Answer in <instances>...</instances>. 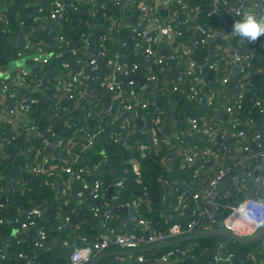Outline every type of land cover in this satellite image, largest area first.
I'll list each match as a JSON object with an SVG mask.
<instances>
[{
	"label": "trees",
	"instance_id": "trees-1",
	"mask_svg": "<svg viewBox=\"0 0 264 264\" xmlns=\"http://www.w3.org/2000/svg\"><path fill=\"white\" fill-rule=\"evenodd\" d=\"M27 3H19L15 5V9L19 10L21 14V20L24 21L25 25L30 24L33 20L37 9L31 3L33 0H24ZM53 0H49L44 5V11L50 12L52 8ZM233 2L229 0V3ZM190 8L189 2H187ZM195 6L198 7V12L193 17H189V22L185 25H181L182 36L181 41L186 43H192L199 35L197 33H191V29L196 24H202L210 29H227L220 23L221 12L214 10L213 0H194ZM88 6V5H87ZM92 9L97 13L95 23L97 27L92 32H89V24L86 22H79L81 17H84L81 11H75L74 9L67 8L65 17L60 20L61 29L55 30L49 35V40H53L57 35H61L65 40H71L72 44L79 47L75 54H71L70 51H66L64 55H60L59 58L53 56V62L55 61H70L71 65L74 66L78 57H83L86 60L87 52L82 51L80 46L83 43V34H88L85 37V41L90 42L89 50L93 53H97L100 46L101 36L107 34L105 40V46L109 55L119 52L124 56V59L129 62H139L142 54L138 53L134 49L133 41L137 36L133 33L132 28L127 26H117V21H122V17L125 15H134L140 12L139 4L131 2L125 4L121 2L118 5L108 2L105 8H102L99 2L93 3ZM223 7V6H222ZM86 6L82 8L85 10ZM36 10V11H35ZM180 10V8L178 9ZM124 11V15L123 14ZM35 12V13H34ZM159 13L161 17H169L170 21L175 23V16L169 13L168 9H160ZM179 22L183 19V13L179 12ZM112 15L117 18H112ZM122 15V16H121ZM233 14H230L228 19L234 23L236 20H240L241 17L232 18ZM178 23V22H177ZM11 27H17L14 16L10 17ZM99 25V26H98ZM3 23L0 22V67L7 63V57L11 55V46L7 41ZM116 29V30H115ZM261 36L260 38H262ZM259 38V39H260ZM259 39L257 41H259ZM223 42V52L231 53L235 48L248 49L255 42H248L242 40L238 35H233L227 41L219 39ZM221 42H214L211 46L208 44H199L195 46L194 57L197 61H205L206 58L214 59L217 57L216 53L220 51ZM55 55V53L53 54ZM169 65L171 62L166 61ZM205 71V77L207 79V89L209 90L213 85L210 81H215L214 85L216 89L220 90L227 97L237 96L238 91L245 90L244 95V110L242 120L249 119L253 122L252 125L248 126L249 132H259L257 124L264 120V112H261V107L256 105L255 98H258L262 105L264 104V51H260L253 59V71L246 81L243 80L242 74H234L227 84L221 87V79L223 78L224 70H212L208 67H203ZM233 68L228 66L225 72L229 73V69ZM157 75L156 89L158 91V99L154 101L148 94L146 96L150 98V107L147 110L141 111L142 115L147 114L149 126L155 121L154 110L163 105L167 100L171 102H177L173 104L172 111L179 107V109L187 107V103L194 105L196 101L188 98V92L190 91L191 79L186 78L184 89L178 84L176 90H172V86L169 83L171 77H176L171 71H161V67H157L152 71ZM100 75V72H99ZM244 82V83H242ZM139 87V82H133ZM155 82L150 85L153 86ZM190 99V102L187 100ZM85 110L80 112L81 118H87L88 111L94 109L91 105H85ZM174 113V112H173ZM159 115V111H157ZM190 116L203 117L200 114L191 112ZM100 123L99 120L95 119L91 124L92 131ZM137 125H133L126 131H116L114 128L106 127V129L99 135L95 141V144L88 148L82 153L81 158L77 162H73L71 159L64 161L63 156L58 159L61 164L73 163L76 169H82V173L90 180L93 181L96 178H101L104 181L103 192L104 199L107 202L112 203V199L109 197V190L113 187L112 193L118 195L121 201L125 204L135 197L140 198L139 202L143 205L142 211L144 217L149 220L155 230H167L171 225L176 223H188L195 219L198 214H194L200 210L197 203L190 196H186L182 203L185 206L184 210H178V189L189 190V186H194L190 190V193L201 190L202 186L206 184V180L200 177H194L193 172L187 165L183 166L184 157L183 155L175 156L172 159V152L174 150V141L168 142L164 140L161 134L157 133L160 138V144L154 145L147 144L144 140V144L140 145L139 140L144 134L141 133L140 127H143V122H135ZM80 124L77 121H72L71 125L67 126L65 133L62 138L72 137L73 142L71 145L60 147L61 155L67 154L72 155L79 150V143L85 141V136L79 135L78 126ZM245 126V125H244ZM39 127L46 132L45 136L53 138L51 133L46 130V126L43 123H39ZM90 128V129H91ZM143 131V130H142ZM129 134L130 146L123 145V139L125 134ZM40 136V135H39ZM38 136V140L45 136ZM145 136V135H144ZM218 141V140H217ZM220 141V139H219ZM255 149L264 147V145L258 146V142H252ZM185 146H194L197 149L198 157L195 159L196 163L207 162L206 166L214 167L217 164H224L233 166L232 151L240 150L239 141L233 144V148L229 153L228 161H219V158L208 153L211 149L205 144V140H201L196 134H192L187 137V144L179 143V148L183 151ZM14 143L5 144V152L12 154L15 152ZM172 148V149H171ZM216 149H218L216 147ZM214 158L216 160H214ZM133 159L137 161L141 166V174H138L133 170ZM170 162V163H169ZM10 160L7 157H0V195L7 193L8 203L0 205V247L5 253L0 252V264H71V252L73 247L65 246L64 241L72 242L80 239L82 236H87L91 239L98 237L101 232L95 230L88 220L94 218L93 213L88 209V204L93 201L90 199V194L82 202L79 203L76 196L73 197L72 193L78 191L80 188V182L75 177H70L72 188L69 190V195L63 197L62 189L63 186L57 190V187L53 181V178L48 179L45 175L34 173V172H23L21 179L13 185L6 188L5 180L2 181L1 176L8 171L10 166ZM168 163L170 168L168 169ZM116 166L115 175L117 181H122V186H117V181H113L112 167ZM264 162L258 159H252L250 161L249 169L255 172L256 176H259V172L263 167ZM20 175V174H19ZM49 180V182H47ZM22 182H25L22 185ZM169 182L171 185L166 184ZM225 183L229 187H233L231 178H227ZM219 188L223 189V186ZM234 197L230 198V202L236 203L244 199L247 195H242V192L233 188ZM26 190L32 193L34 202L43 207L41 215L36 218L37 225L31 229L30 234L27 236L25 232L19 228L15 230V227H20V223L27 216V211L32 206V202L29 201ZM262 190V189H261ZM7 191V192H5ZM90 192V191H89ZM88 191L86 193H89ZM145 197V198H144ZM166 197V198H164ZM145 208V209H144ZM165 210L169 211V215H165ZM69 216V222L65 223V217ZM224 217L223 213H218V219ZM16 219L19 222H16ZM114 225V224H113ZM59 226H63L62 229ZM39 227H44L48 233V246L46 249L36 250L34 248V240L37 235ZM220 230L222 226L210 225L208 221H199L196 227L193 229L194 232L208 231V230ZM15 230L17 233L9 238L12 231ZM139 235L140 230L137 229ZM222 237L223 241H227L228 245L222 249L224 254H234L232 258V264H257L262 258H264V239L260 238L251 242H244L239 238L223 236L221 234H208L199 235L175 241L159 247L151 248H140V250L134 252V255H143L146 260L154 259L158 260L165 254L172 253V256L181 255L186 249L187 245L193 247L192 250L185 253L184 259L174 264H208L214 261V246L218 242V239ZM23 238H26L23 240ZM112 248V247H111ZM20 252L36 256L33 260L27 262V259L19 256ZM253 253V257H251ZM4 254V257H3ZM112 255L104 257L97 264H114L112 262ZM144 264V263H143ZM158 264V263H156ZM227 264V263H223Z\"/></svg>",
	"mask_w": 264,
	"mask_h": 264
},
{
	"label": "built area",
	"instance_id": "built-area-1",
	"mask_svg": "<svg viewBox=\"0 0 264 264\" xmlns=\"http://www.w3.org/2000/svg\"><path fill=\"white\" fill-rule=\"evenodd\" d=\"M112 2L115 5L121 2L131 3L136 2L139 4L140 13L143 18L137 25L130 26L128 24H122V21H117V27L127 26L132 28L133 33L137 38L133 41L134 49L142 54L139 62H129L124 59V56L115 52L109 55L105 46V40L107 34H103L100 40L101 48L97 53H93L88 49L86 60L83 57H78L73 67L72 76L65 82H63L62 89L68 94L70 100L78 101L84 96V89L89 82L102 83V86L107 92L112 93L115 98V103L109 112L100 121L98 126L94 128L89 127L85 133V141L79 143V150L70 156V159L75 163L77 162L82 153L95 144V141L99 135L110 127L111 129L116 126L117 119L121 118L119 124L120 131H126L135 124V122L142 121L147 127L149 121L146 118L147 114L142 115L141 111L147 110L150 107V98L146 96L147 91L150 89V84L155 82L157 84V75L152 73L157 67H161V71H171V64L177 59H183L187 61V67L183 71V75L186 78L191 79L190 91L188 96L197 101L204 102L210 106H215L218 103V93L216 90L207 89V79L205 77V71L203 67H208L212 70H224L223 78L221 79V87L225 86L227 82L234 76V74H242L243 80L249 78L253 71V59L260 51H264V36L252 44L248 49L235 48L231 53L223 52L222 48L224 43L219 39L227 41L231 38L233 32L234 23L228 19L230 14L237 17H243L245 13L254 14L257 18L264 17V0H246L245 5L235 7L234 10L230 8L229 0H213L214 10L221 12L220 23L227 29H210L202 24H196L191 29L193 34L197 33L199 36L192 41V43H186L179 38L182 36L181 25H185L189 22V5L186 1L194 2V0H75V3L87 2L93 4L99 2L102 8H105L108 2ZM173 4H179L180 12L183 13V19L179 22V16L175 17V23L170 19L166 22L165 15L161 17L160 9H169ZM223 6V7H222ZM53 10L48 17L50 19L61 20L65 17L67 9V2L64 0H53ZM93 18H96L97 13L94 9H90ZM198 12V7L195 8V13ZM112 18L117 16L112 15ZM0 22L3 23L4 29L8 28V20L5 16L0 15ZM178 22V23H177ZM22 24L24 22L22 21ZM118 24H120L118 26ZM116 30V29H115ZM196 35V34H195ZM179 41V42H178ZM176 42V44H174ZM221 42L220 51L216 53L217 57L214 59L206 58L205 61L199 62L194 57L195 46L199 44H208ZM86 46L90 47V42L86 41ZM144 58V59H143ZM50 58L43 51L41 56H35V62L41 64L49 63ZM147 60L148 67L143 70V77L145 78V84L141 86V83L137 79H132L136 75L140 68L141 61ZM171 62L170 67L166 64V61ZM146 62V61H145ZM146 62V63H147ZM232 66L235 72H225L228 66ZM64 67H68L67 62L63 63ZM100 72V75H99ZM25 71H22L18 80L22 84L31 88V85L26 81ZM230 74V76H229ZM128 78L124 80L121 77ZM185 78V80H186ZM181 76L177 75L169 80L172 86V90H176L181 81ZM138 81L139 87L133 82ZM244 83V82H242ZM3 89L8 95L17 102L19 108L23 111L30 113V123L28 128L35 131L40 136H45L46 132L42 130L37 118L34 114L36 98L33 96H21L16 89H12L8 83L3 84ZM247 89V88H246ZM245 88L242 91L237 92V96L232 102H226L222 111L216 108L217 112H220L219 121H222L223 117L230 116L231 129L225 133L219 135L216 133L217 129L212 121H206L202 117L190 116L188 120L191 125L190 132L175 133L173 138H165L169 143L177 141L187 144V137L192 134L204 135L205 144L210 147L208 153L214 155L216 158H221L224 154L225 148L228 144H235L239 141L240 150L232 151L233 166L224 164H217L214 167L206 166L207 162L196 163L195 159L198 157L197 149L194 146H185L182 153L184 157L183 166L187 165L193 172L194 177H200L206 180V184L202 186L201 190L190 193V190L194 186H189V190L178 189V210H184L183 199L186 196L192 197L197 203L200 210L194 211V214H198L195 219L188 223H176L171 225L167 230H155L153 224L147 220L139 202V198L135 197L133 200L123 203L129 210L132 211V218L134 222V231H121L113 227L114 211L113 202H107L104 199L103 185L104 181L101 178H96L90 181L83 173L82 169H76L73 163L69 164H57L56 165H41V160H37V164L32 168V172L45 175L48 179H52L57 174L63 175L62 180V196H68L69 190L72 188L70 177H75L80 182V188L76 191V198L79 203H82L90 194V199L93 201L88 204V209L93 213L94 218L102 221L105 230L96 238H89L82 236L77 241L72 242L64 241L65 246L73 247L71 252V264H90L99 255L110 249L111 247H120L126 250L128 249H140L145 245L150 246L159 242L174 239L184 235L193 233V229L199 223V221H208L210 225L222 226V230H228L234 232L242 237H254L264 227V200L256 196H246L244 199L236 203H231L230 198L234 197L233 188L247 193L250 185L256 186L258 178L255 172L249 169L250 161L252 159H258L264 162V147L255 149L252 142H258V146L264 145V132H249L248 126L253 122L249 121L244 123L242 120L244 110V95ZM223 94V93H222ZM221 94V95H222ZM98 95H100L98 93ZM224 97H227L223 94ZM95 100L98 96H92ZM256 105L261 107V112H264V106L262 102L255 98ZM123 112L129 113L124 119L120 117ZM92 112L88 111L87 116H90ZM133 118L131 121L129 118ZM123 120V121H122ZM154 123V122H153ZM151 123V124H153ZM245 125V126H244ZM91 128V129H90ZM117 131V130H116ZM118 131V132H120ZM79 133V132H78ZM55 138V135H52ZM54 138L43 137V144L47 145L53 141ZM152 144L159 145L160 138L157 134L152 137ZM220 139V141H219ZM129 134L126 133L123 139L124 146H130ZM218 140V141H217ZM73 142L72 137L62 138L56 141V144L60 147L71 145ZM140 145L144 144V141H138ZM216 147L218 149H216ZM133 170L140 176L141 166L133 159ZM231 178L233 187H229L225 180ZM118 180V179H117ZM116 180V181H117ZM49 182V180H47ZM25 182L22 183L24 185ZM61 186V187H62ZM117 186H122V181H117ZM223 186L222 188H219ZM89 193H86V192ZM254 193V192H253ZM249 194V193H248ZM118 196V195H117ZM2 197V194L0 195ZM166 198V197H164ZM1 199V198H0ZM0 205H3L0 203ZM43 211V207L36 205L32 206L27 211V216L20 223V227L23 229L34 228L37 225V220ZM223 213L224 217L218 219V213ZM16 222H19L16 219ZM69 222V216L65 217V223ZM63 226H59L62 229ZM137 229L140 230L142 235H139ZM210 230V229H209ZM214 230V229H213ZM217 230V229H215ZM264 239V234L262 236ZM49 238L48 233L44 227H39L37 235L34 240V248L36 250L46 249L48 246ZM187 245L186 249L181 255L172 256V253H168L155 260L158 264H174L184 259V254L192 250L193 247ZM224 245H221L223 247ZM226 246V245H225ZM220 247V248H221ZM224 248V247H223ZM1 253H5L0 248ZM215 252L214 261L208 264H232V258L234 254H224ZM19 256L27 259V262L33 260L36 253L29 255L24 252H20ZM4 257V254H3ZM137 261L139 264H143L146 261L143 255H138ZM216 262V263H215ZM223 262V263H222ZM259 264H264L262 259Z\"/></svg>",
	"mask_w": 264,
	"mask_h": 264
},
{
	"label": "crops",
	"instance_id": "crops-1",
	"mask_svg": "<svg viewBox=\"0 0 264 264\" xmlns=\"http://www.w3.org/2000/svg\"><path fill=\"white\" fill-rule=\"evenodd\" d=\"M48 1L49 0H33L31 4L35 6L37 11L35 10L36 13L34 12L35 15L33 16V20L30 22V24L25 25L22 24V13L19 10H16L14 7L16 4L22 3L21 5H25L27 2L24 0H0V15L5 16L8 20V28L6 29V32L8 33L6 36L7 41L11 46V55L7 57V63L0 67V157H7L11 162L8 171H6L3 176H1L2 181L5 180L7 189L9 186L13 185V183L22 180L21 174L23 172H32V168L37 164V160H41V165L43 166H57V164H61L58 161L61 156H63L65 162L70 159V155L65 153L64 155H61L60 146L56 144V141L63 137L67 126L71 125L72 121H77V123L80 124L77 128L79 135L85 136L86 130L91 127L89 124H91V122H93L95 119L102 121V119L109 112H111L113 104L115 103V98L112 93L107 92L102 86H99L100 84L103 85L102 83H87L84 89V96L78 101L70 100L68 94L62 89L63 82L67 81L69 77L72 76L74 66L71 65L70 61H65L66 59L61 62H53V56L59 58V56L64 55L67 50L70 51L71 54H75L79 47H77L75 43L73 45L71 40H65L61 35H57L56 38L51 41L49 40L50 34H52L57 29H61V23H59L60 20L50 19L48 17L49 13L44 11V5H46ZM64 1L67 2V8H72L75 11H81V13L85 15L79 19L78 23L83 24L82 22H86L89 24V32H92L95 27H97L95 23L96 19L93 18L90 11L92 6L90 7L89 5L92 4H88L87 2L75 3V0ZM232 1L233 2H231L229 6L232 8V10H234L237 6L246 4V0ZM186 2H189L190 4L188 11L190 17H193L195 15V3L190 1ZM84 6H86V8L85 10H82ZM179 8V4H173L168 10L172 16L178 17V11L180 12V10H178ZM122 15H124V11ZM11 16H14L16 20V28L11 27L10 25ZM142 18L143 15L140 12L134 15H125L122 17V24L124 23L134 26L137 25L138 22H141ZM232 18L237 17L233 16ZM168 19L169 17H167L165 21L167 22ZM190 32L193 33L192 30ZM82 36L83 43L80 46V49L87 52L89 47L86 46V41L84 39L88 35L83 34ZM174 44H176V42ZM43 51L50 58V61L47 64H41L35 62L34 60L35 56H41ZM54 53L55 55H53ZM145 61L147 62V60ZM65 62L69 64L67 68L63 66V63ZM147 67L148 62L144 69ZM186 67L187 61L183 59H177L171 64V72L174 75L181 76L182 78L181 81H179L182 89H184L183 84L185 83L186 78L183 75V71L186 69ZM234 69L235 68H230L229 72H235ZM22 71L26 72L23 81L29 83L31 88H28L18 80V77L21 75ZM4 83H8L12 89H16L21 96H33L36 98L37 102L35 104L34 114L37 118L38 125L39 123H43V125L46 126V130L49 131L51 135H55V138L53 137L54 139L50 142V144L44 145L43 138L38 140V133L28 128L27 125L30 123V113L21 110L17 102L13 100L7 92L4 91ZM210 83L213 85L210 90H216V92H220L222 94V92L219 89L217 90L214 86L216 85L215 81H210ZM151 90L155 91V95L151 93L147 94L151 99L157 101L159 95L156 85H150V89L148 91L151 92ZM98 93L100 95H98ZM221 94L218 93V103L215 106L208 105L207 101H196L194 105L187 103V107L185 106V108L182 109L177 107L174 109V111H172V106L173 104H177V102H171L170 100H167L163 105L154 110V114L156 113L154 123L147 127L145 125L140 127V129L143 130H140L141 133L145 135H143L140 141L146 140L147 144L149 143L152 146L151 137L154 134H161L165 140V138L168 137H171L172 139L175 133H181L183 131L190 132L191 125L188 117H190L191 112L202 115V118H204L206 121H212L217 129L216 133L219 135L225 133L226 131H230V116L227 115L225 118L223 117L222 121H219V118L216 117L221 115L220 112L216 111V108L218 107V109L222 111L227 99L229 98L227 102H232L235 97H224V95ZM95 95L98 96L96 100L92 98V96ZM187 101L190 102V99ZM88 104L91 105V107L93 106L94 109L87 110L92 113L90 116L83 119L80 116V112L85 110V105ZM157 111H159V115L157 114ZM127 115H129V113L123 112L120 117L124 119ZM129 119L133 121V118L130 117ZM243 122L246 124L249 122V119H245ZM257 126L259 131L264 132V120L257 124ZM197 136L201 140H205L204 135ZM9 142L14 143L13 149L15 152L12 154H7L4 149L5 144ZM179 143L180 142L174 141V150L171 154V160H173L174 155H183L179 148ZM232 148L233 145L228 144L227 148L224 150L223 156L219 158V161H228L229 153L231 152ZM214 160L216 159L214 158ZM169 163L167 167L168 169L171 166ZM262 168L259 172V178L257 179L258 183H256V186L252 187V185H250L247 193L242 195L249 196L248 193L252 191L254 192V196L264 200L263 191L261 190L262 188L260 184ZM62 180L63 175L57 174L53 177V181L57 187V190H59L62 186ZM166 184L169 186L171 185L169 182H166ZM26 192L27 196L29 197V201L32 202L31 206H36L37 204L34 202L35 200L32 196V193L29 190H26ZM3 195H5L6 203H8L7 193H3ZM113 195L115 197H119L114 193ZM112 208L114 211V221L112 222L114 224L113 227L121 231H134L132 211L129 210L128 215L127 213L119 210L116 204H113ZM141 208H143V205H141ZM164 213L165 215H169L168 210H165ZM88 222L95 230L99 232H103L105 230L100 219L93 218L92 220H88ZM17 228L25 232L27 236L30 234L32 229L15 227V230ZM15 230L12 231V234L9 235V238L13 237L17 233ZM221 238L222 237L218 239V242L213 248V250L218 253H221L223 247L228 245V242L223 241L224 238ZM25 239L26 238H23V240ZM221 245L224 246L221 247ZM106 251H120L109 254L113 256L112 262L114 264H139L137 261L138 255H134V252L124 253L122 252L126 251L124 248L112 247ZM213 253L215 256V252ZM251 257H253V253H251Z\"/></svg>",
	"mask_w": 264,
	"mask_h": 264
},
{
	"label": "water",
	"instance_id": "water-1",
	"mask_svg": "<svg viewBox=\"0 0 264 264\" xmlns=\"http://www.w3.org/2000/svg\"><path fill=\"white\" fill-rule=\"evenodd\" d=\"M194 3V2H192ZM146 62L145 61H141V64H140V68L139 70L137 71L136 75H134L132 77V79H137L140 81L141 83V86H143L145 84V78L143 77L142 73H143V70H144V67L146 66ZM122 79L124 80H129L128 78H125V77H121ZM147 93H151L153 95H155V91L154 90H151L150 91H147ZM121 122V118L117 119V122H116V126H115V130L117 131H120V128H119V124ZM112 167V175H113V181L115 182L117 180V177L115 175V171L117 169L116 166H111ZM260 184H261V188H262V191H263V196H264V165H263V168H262V171H261V176H260ZM112 190H113V187L110 188L109 190V197L112 199L113 203L116 204L119 208V210L127 213L129 215V209L127 206L123 205V202L121 201V199L119 197H115L112 193ZM73 196H76V191L72 193ZM254 193L251 191L249 193V196H253ZM0 203H6V200H5V195H3L0 199ZM208 234H221L223 236H229V237H235V238H239L240 240L244 241V242H251V241H255V240H258L260 238H262L263 234H264V227L261 229V231L255 235L254 237H242L234 232H231V231H228V230H225V229H220V230H208V231H200V232H193V233H190L188 235H184V236H181V237H177V238H174V239H170V240H166V241H163V242H159V243H156V244H153V245H150V246H147L145 248H151V247H159V246H163V245H166V244H169V243H172V242H175V241H179V240H182V239H186V238H190V237H195V236H199V235H208ZM140 249H128L126 251H122L124 253H132V252H136ZM117 252H120V251H117ZM116 251H113V252H110V251H104L102 252L99 257L92 261L90 264H96L98 263L104 256L106 255H109V254H112V253H117ZM223 263V262H222ZM144 264H156V261L154 259H149V260H146L144 262Z\"/></svg>",
	"mask_w": 264,
	"mask_h": 264
},
{
	"label": "clouds",
	"instance_id": "clouds-1",
	"mask_svg": "<svg viewBox=\"0 0 264 264\" xmlns=\"http://www.w3.org/2000/svg\"><path fill=\"white\" fill-rule=\"evenodd\" d=\"M232 35H238L242 40L255 42L264 36V17L257 18L254 14L245 15L234 22Z\"/></svg>",
	"mask_w": 264,
	"mask_h": 264
},
{
	"label": "rangeland",
	"instance_id": "rangeland-1",
	"mask_svg": "<svg viewBox=\"0 0 264 264\" xmlns=\"http://www.w3.org/2000/svg\"><path fill=\"white\" fill-rule=\"evenodd\" d=\"M87 35H88V34H87ZM228 99H229V98H228ZM228 99H227V101H228ZM227 101H226V102H227ZM76 194H77V193H76ZM76 196H77V195H76ZM64 221H65V220H64Z\"/></svg>",
	"mask_w": 264,
	"mask_h": 264
}]
</instances>
